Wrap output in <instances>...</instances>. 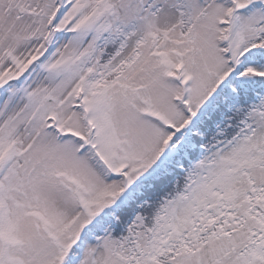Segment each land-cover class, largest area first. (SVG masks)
I'll use <instances>...</instances> for the list:
<instances>
[{
  "label": "snow or ice",
  "instance_id": "1",
  "mask_svg": "<svg viewBox=\"0 0 264 264\" xmlns=\"http://www.w3.org/2000/svg\"><path fill=\"white\" fill-rule=\"evenodd\" d=\"M0 264H264V0H0Z\"/></svg>",
  "mask_w": 264,
  "mask_h": 264
}]
</instances>
